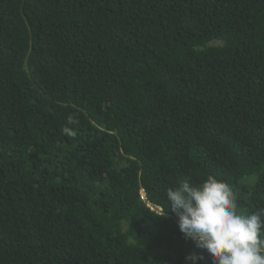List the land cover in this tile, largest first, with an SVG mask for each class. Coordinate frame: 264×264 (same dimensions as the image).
I'll use <instances>...</instances> for the list:
<instances>
[{"label":"trees","instance_id":"1","mask_svg":"<svg viewBox=\"0 0 264 264\" xmlns=\"http://www.w3.org/2000/svg\"><path fill=\"white\" fill-rule=\"evenodd\" d=\"M209 176L264 209V0H0V264H212Z\"/></svg>","mask_w":264,"mask_h":264},{"label":"clouds","instance_id":"2","mask_svg":"<svg viewBox=\"0 0 264 264\" xmlns=\"http://www.w3.org/2000/svg\"><path fill=\"white\" fill-rule=\"evenodd\" d=\"M62 131L70 137L76 135L68 126ZM140 196L147 208L155 210L146 201L144 192ZM166 196L170 205L166 212L177 217L183 239L205 252L212 264H264V209L242 213L228 183L213 176L199 185L185 180L180 186L168 189ZM185 259L197 264L203 257L194 252Z\"/></svg>","mask_w":264,"mask_h":264},{"label":"built area","instance_id":"3","mask_svg":"<svg viewBox=\"0 0 264 264\" xmlns=\"http://www.w3.org/2000/svg\"><path fill=\"white\" fill-rule=\"evenodd\" d=\"M186 240H188V239H186ZM191 241V240H190ZM191 243L194 245V243L191 241Z\"/></svg>","mask_w":264,"mask_h":264}]
</instances>
